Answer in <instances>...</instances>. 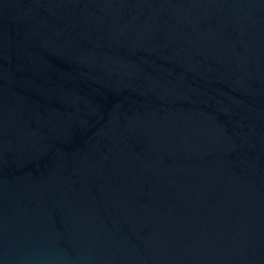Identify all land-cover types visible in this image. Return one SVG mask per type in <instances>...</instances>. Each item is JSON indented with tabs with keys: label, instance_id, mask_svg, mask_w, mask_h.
I'll list each match as a JSON object with an SVG mask.
<instances>
[{
	"label": "water",
	"instance_id": "1",
	"mask_svg": "<svg viewBox=\"0 0 264 264\" xmlns=\"http://www.w3.org/2000/svg\"><path fill=\"white\" fill-rule=\"evenodd\" d=\"M0 264H264V0H0Z\"/></svg>",
	"mask_w": 264,
	"mask_h": 264
}]
</instances>
